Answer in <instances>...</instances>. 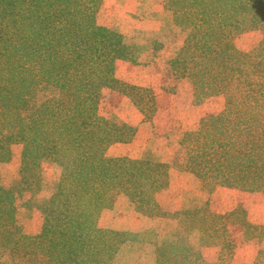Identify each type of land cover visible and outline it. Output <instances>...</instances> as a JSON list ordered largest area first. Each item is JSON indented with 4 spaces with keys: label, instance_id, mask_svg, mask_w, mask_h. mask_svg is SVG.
Returning <instances> with one entry per match:
<instances>
[{
    "label": "trees",
    "instance_id": "obj_1",
    "mask_svg": "<svg viewBox=\"0 0 264 264\" xmlns=\"http://www.w3.org/2000/svg\"><path fill=\"white\" fill-rule=\"evenodd\" d=\"M92 1L0 0V162L22 143L21 177L28 190L40 188L43 163L59 170L52 195L25 206L41 219L37 232L30 214L18 222L14 196L0 184V246L27 264L104 262L124 240L121 232L99 227L102 211L123 196L142 215L167 217L155 195L170 187L171 168L210 190L264 192V0L165 1L185 34L170 66L186 72L196 99H224L222 111L182 134L172 165L146 155H105L111 144L130 141L135 129L90 112L99 77L90 57L105 52L111 59L135 58L121 35L95 22ZM245 30L263 34L249 51L232 41ZM112 82L145 116L155 111L151 90ZM189 217L205 246L217 249L215 261L178 234L157 248L156 263L235 264L227 225L215 221L228 216L197 209ZM240 224L246 240L264 238V226ZM249 264H264V249Z\"/></svg>",
    "mask_w": 264,
    "mask_h": 264
},
{
    "label": "rangeland",
    "instance_id": "obj_2",
    "mask_svg": "<svg viewBox=\"0 0 264 264\" xmlns=\"http://www.w3.org/2000/svg\"><path fill=\"white\" fill-rule=\"evenodd\" d=\"M165 1H92L95 22L121 35L122 44L131 47L135 58L134 61L111 59L105 52L90 57L92 67L99 72L90 112L135 129L130 141L116 142L106 149L105 155L109 158L138 159L146 155L172 165L182 134L196 130L201 119L218 114L224 108V99L220 97L196 99L186 72L170 66V60L183 45L185 34L174 26L172 12L164 9ZM262 36L259 31L245 30L232 41L238 49L249 51ZM114 79L151 90L155 111L149 110L145 116L129 96L113 88ZM22 152L23 144L16 143L11 146L10 159L0 162V184L14 196L19 223L25 221L27 214L31 215L26 211L27 203L36 205L52 195L59 175L57 168L43 163L40 188L36 191L35 186L28 190L21 177ZM169 176L170 187L155 195L160 209L168 213L167 217L142 215L123 196L118 197L111 208L102 211L99 227L121 232L124 241L111 257L105 256L104 262L90 264H157V248L175 241L178 234L187 238L194 250H201L207 261L214 262L217 249L205 246L206 238L189 217V212L197 209L228 216L215 221L227 225L235 246L232 261L235 264L253 262L258 250L264 249V238L246 240L240 223L264 226V192H246L228 186H215L210 190L192 174L176 168H171ZM36 212L31 215L32 219L30 217L31 229L35 232L41 227ZM0 264L27 263L13 257L10 249L0 246Z\"/></svg>",
    "mask_w": 264,
    "mask_h": 264
}]
</instances>
